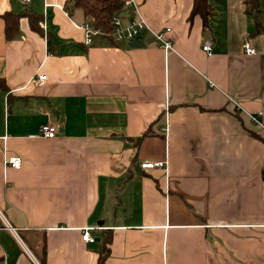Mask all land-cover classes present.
Segmentation results:
<instances>
[{
  "label": "crops",
  "instance_id": "0c3cea01",
  "mask_svg": "<svg viewBox=\"0 0 264 264\" xmlns=\"http://www.w3.org/2000/svg\"><path fill=\"white\" fill-rule=\"evenodd\" d=\"M134 1L171 49L149 30L85 44L67 0H0V213L31 253L0 218V264H97L103 229L104 264H264V31L243 0H208L205 27L192 0Z\"/></svg>",
  "mask_w": 264,
  "mask_h": 264
},
{
  "label": "trees",
  "instance_id": "16d2710c",
  "mask_svg": "<svg viewBox=\"0 0 264 264\" xmlns=\"http://www.w3.org/2000/svg\"><path fill=\"white\" fill-rule=\"evenodd\" d=\"M74 7L81 8L85 16L91 18V23L95 28L102 29L105 32L112 30L111 21L113 17L120 14L123 10L125 0H67ZM244 13L250 16L252 22V31L248 37L261 34L264 31V0H243ZM212 14V8L208 0H192L189 20L198 15L202 24L207 25L208 17ZM30 25L33 30L42 32L38 26L40 17L36 14H29ZM21 15L11 11L2 15L4 20V35L7 40L15 38L19 33V19ZM0 88L6 89L3 78L0 76ZM101 229V228H100ZM101 247L98 250L97 264H104L109 255V244L111 242V230L103 229L100 231ZM82 239V238H81Z\"/></svg>",
  "mask_w": 264,
  "mask_h": 264
},
{
  "label": "built area",
  "instance_id": "2783aa9c",
  "mask_svg": "<svg viewBox=\"0 0 264 264\" xmlns=\"http://www.w3.org/2000/svg\"><path fill=\"white\" fill-rule=\"evenodd\" d=\"M21 1L24 3L30 2V0H21ZM123 11H127L129 13V16L127 18H123L122 16H120V14L115 15L111 21L112 30L110 32H105L102 29L95 28L91 22L83 23L81 27L84 30V43L90 44L92 42V37L94 35L112 36L116 41H132L138 36V34L142 30H149L165 49L172 48L171 41L165 39L162 32H155L148 26L147 22L139 12L138 4L134 0H125L122 12ZM166 30H169V28H166ZM242 49L244 53L248 55H253L256 53L255 48L252 47L248 41L243 42ZM202 50L205 51L207 54H211L212 47H211V41L209 39H205L202 45ZM44 81H45V75L43 73H39L34 78L31 79V82L34 84H42ZM248 116L254 124L263 127V124L259 119V117L261 116L260 111L251 114L249 113ZM55 134H56L55 126L51 124L40 125L39 127L40 136L45 138H52L55 136ZM4 163L12 167L18 168L20 167L21 159L17 155H12L5 158ZM162 165L163 162L161 161H143L140 163V166L142 168H153ZM0 218L3 220L4 224L12 232V234L15 235L17 239H19L16 233L17 232L16 229L11 227L6 222L5 218L1 215V213H0ZM81 238L82 240L87 242H93L95 239L89 233L88 229H84L82 231ZM19 242L21 246L24 248V250L31 255V253L28 251V249L20 239Z\"/></svg>",
  "mask_w": 264,
  "mask_h": 264
},
{
  "label": "water",
  "instance_id": "95a60500",
  "mask_svg": "<svg viewBox=\"0 0 264 264\" xmlns=\"http://www.w3.org/2000/svg\"><path fill=\"white\" fill-rule=\"evenodd\" d=\"M120 16H125V17H127V16H129V13L126 12V11H124V12H121V13H120ZM142 44H143V42H142L141 39H134V40H132V41H130V42L128 43V45L131 46V47H138V46H141Z\"/></svg>",
  "mask_w": 264,
  "mask_h": 264
}]
</instances>
